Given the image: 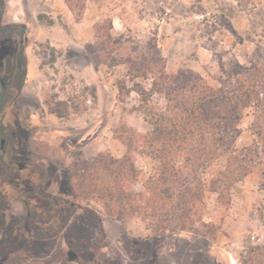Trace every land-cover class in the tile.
<instances>
[{
  "label": "rangeland",
  "instance_id": "obj_1",
  "mask_svg": "<svg viewBox=\"0 0 264 264\" xmlns=\"http://www.w3.org/2000/svg\"><path fill=\"white\" fill-rule=\"evenodd\" d=\"M0 2L8 12L7 0ZM70 4L76 15L84 14L78 19L75 15L83 21L74 27L63 24L61 16L52 20L46 14L43 23L37 18L21 28L10 24L8 13L0 24V77L7 86L2 89L0 84V142L5 141L0 148V259H6L5 264H238L247 246L264 245V213H258L263 210L264 191L256 174L233 186L228 208L219 207L214 193L206 194L203 222L216 227L210 237L185 232L155 236L147 229L148 221L107 219L102 202L74 198L73 189L89 191L88 184L79 182L85 175L80 170L84 163L99 154L120 159L126 152L120 137L132 133L137 148L150 131L137 110L138 95L121 92L123 80L126 89L132 87L125 77L129 70L156 65L167 73L191 71L212 82L211 76L238 64L263 65L264 0H70ZM108 20L109 42L99 31L102 27L108 32ZM71 38L74 42L66 45L63 40ZM29 44L30 68L38 69L41 77L32 78L26 59L19 92L5 78L10 69L6 64L21 48L26 56ZM50 50L55 54L53 64ZM92 56L97 57L98 70L91 74V82L55 69L94 68ZM136 82L149 88V80ZM92 87L97 104L90 98ZM67 99L79 105L77 114L58 119L47 113L45 100ZM136 160L141 169L140 157ZM218 164L213 170L220 169ZM86 173L90 179L98 178L99 187L107 184L102 169ZM121 183L123 189L143 191L141 178ZM71 202L81 208L70 214ZM91 212L100 216L103 236ZM69 252L78 263L67 262Z\"/></svg>",
  "mask_w": 264,
  "mask_h": 264
},
{
  "label": "trees",
  "instance_id": "obj_2",
  "mask_svg": "<svg viewBox=\"0 0 264 264\" xmlns=\"http://www.w3.org/2000/svg\"><path fill=\"white\" fill-rule=\"evenodd\" d=\"M4 13L5 4L0 2V24ZM76 16L78 19L79 14ZM37 18L43 23V15ZM107 23L108 32L102 27L99 31L101 39L109 42L111 20ZM92 59L97 71V57L92 56ZM49 62H55L52 50ZM6 65L7 68L26 67L22 48ZM154 67L156 65L129 70L125 77L132 83L131 88L126 89L125 80L120 82L125 96L132 92L138 95L137 110L150 126L141 145L133 148L131 132L126 138L120 137L126 147L125 154L120 159H106L105 154H99L84 163L80 170L85 175L79 182L81 186L88 184L89 191L79 193L73 189L72 194L77 199L102 202L107 219L124 222L138 217L148 221L147 229L155 236L185 232L210 237L216 227L203 222L208 192L216 195L219 207L228 208L233 186L252 174L258 176L259 188L264 191V64L260 67L238 64L231 71L211 76L212 82L191 71L167 73L166 68ZM139 78L149 80V88L136 82ZM17 88L20 92L22 84ZM90 98L97 104L94 87ZM44 105L47 113L58 119H67L79 111V105L68 99L45 100ZM138 156L141 169L136 166ZM215 164L220 169L213 170ZM97 169L106 173L107 184L103 187L98 186V178L90 179V174L86 173ZM139 178L143 189L140 193L120 185L122 180L130 184ZM68 181L72 189L70 178ZM67 207L70 214L81 208L75 202ZM262 207L258 212L260 216L264 213V205ZM91 213L103 236L100 216ZM238 264H264V245L247 246Z\"/></svg>",
  "mask_w": 264,
  "mask_h": 264
},
{
  "label": "crops",
  "instance_id": "obj_3",
  "mask_svg": "<svg viewBox=\"0 0 264 264\" xmlns=\"http://www.w3.org/2000/svg\"><path fill=\"white\" fill-rule=\"evenodd\" d=\"M6 4L8 5L7 11L4 13V18L6 14L11 13V23L12 25H21L23 27L29 26V23L37 21V16L42 13V15L46 14L50 16V19H55L56 16H61L60 20L63 24L70 27L71 25L74 27L78 25L82 19L77 21L75 19V12L74 7L70 4V0H7ZM28 7H25V6ZM84 9V6H83ZM83 11L79 18L83 16ZM30 21V22H28ZM97 24L93 23V25ZM60 32V37L62 38V32ZM58 38V35H57ZM25 40L29 42L30 38L25 37ZM66 45L69 46L70 41L74 42L71 38L69 40H63ZM31 50V45H27L26 47V59H27V66L28 71H31L32 78L34 80H40V73L36 68L30 65L29 59V51ZM61 73H65L72 77L82 78L87 82H91V74L95 73L94 68H55Z\"/></svg>",
  "mask_w": 264,
  "mask_h": 264
},
{
  "label": "flooded vegetation",
  "instance_id": "obj_4",
  "mask_svg": "<svg viewBox=\"0 0 264 264\" xmlns=\"http://www.w3.org/2000/svg\"><path fill=\"white\" fill-rule=\"evenodd\" d=\"M25 69L26 68H10L6 71L5 77H7V78L10 77L9 79L16 85V87H18L20 85V83L22 84V82H23V78L25 76ZM0 84H1L2 89L7 88V86L4 84V80L2 78H0ZM18 130H20V128ZM4 142H5L4 139H2L0 142L1 150H3V148H4ZM39 210L43 211L44 214L46 212V209L42 208V207H41V209L39 208ZM66 259H67V262H69V263H74V262L78 263V257L72 252L68 253V257ZM91 259L93 260L94 258H91ZM6 262H7L6 259H4V258L0 259V264H5Z\"/></svg>",
  "mask_w": 264,
  "mask_h": 264
}]
</instances>
